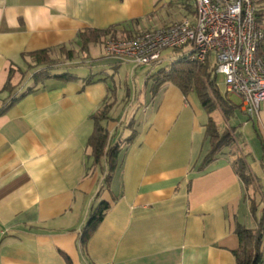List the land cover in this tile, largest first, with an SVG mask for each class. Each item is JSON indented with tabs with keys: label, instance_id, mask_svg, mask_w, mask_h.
I'll return each instance as SVG.
<instances>
[{
	"label": "crops",
	"instance_id": "0c3cea01",
	"mask_svg": "<svg viewBox=\"0 0 264 264\" xmlns=\"http://www.w3.org/2000/svg\"><path fill=\"white\" fill-rule=\"evenodd\" d=\"M183 12L181 0H0V110L47 69L33 52L59 60L52 75L78 77L45 79L0 114V264H237V226L256 227L264 215L261 164L249 163L258 192L247 190L233 156L201 168L208 115L195 92L173 83L155 92L156 64L134 93L110 81L113 69L139 67L108 52L111 41L180 21ZM92 29L102 35L84 50L79 34ZM105 104L101 124L114 142L131 135V120L138 132L108 185L107 160L95 164L88 144L92 115ZM255 120L264 124V106ZM101 201L111 206L82 249Z\"/></svg>",
	"mask_w": 264,
	"mask_h": 264
},
{
	"label": "built area",
	"instance_id": "2783aa9c",
	"mask_svg": "<svg viewBox=\"0 0 264 264\" xmlns=\"http://www.w3.org/2000/svg\"><path fill=\"white\" fill-rule=\"evenodd\" d=\"M194 12L180 21L111 41L114 52L136 65L160 64L165 50H184L190 60L210 59L226 93L240 98L241 110L258 119L264 103V16L256 0H193Z\"/></svg>",
	"mask_w": 264,
	"mask_h": 264
},
{
	"label": "trees",
	"instance_id": "16d2710c",
	"mask_svg": "<svg viewBox=\"0 0 264 264\" xmlns=\"http://www.w3.org/2000/svg\"><path fill=\"white\" fill-rule=\"evenodd\" d=\"M186 0H181L183 8ZM260 4L259 16H264V0H256ZM194 12V11H193ZM192 12V13H193ZM102 30L92 29L86 30L79 34L83 49L87 50L90 43L97 42L101 35ZM66 59H73L75 54L73 51L66 52ZM31 56L34 58L36 65L48 66L47 69H42L33 75V79L36 85L48 78H54L63 82L75 81L77 76L70 73H64L60 75H52L49 69L59 60H53L50 57L49 50H40L33 52ZM60 63V62H59ZM12 71L10 76H12ZM154 78V90L155 92L161 88L165 83H173L177 85L184 95H189L191 92H195L203 109L208 115V122L206 124V139L209 142V149L203 157L201 168L206 167L220 155H223L224 149L235 145L238 140L232 131H226L220 133L217 127V123L213 117V113L216 110H220L225 119H229L235 114L238 107L232 103V101L224 96L217 83V77L213 74L210 59L205 63H200L196 60H190L189 56H182L175 63L169 67L160 68L155 74ZM92 79H87V82H91ZM35 85V86H36ZM34 86V87H35ZM34 87H29L19 97L13 98L8 105H5L0 114L5 113L7 109L18 99L24 95L34 91ZM5 89L13 92V87L9 80L5 85ZM111 104H105V106L92 115L94 120V131L89 138L88 144L92 149V157L95 164H100L101 160L105 158L107 160V173L106 184H110L113 175L116 172L120 163V154L125 147L130 146L137 137V130L135 123L131 120L129 127L132 129L131 135L122 141H113L106 128L101 124L102 120L108 117ZM250 118V117H249ZM251 119V118H250ZM252 120V119H251ZM240 127V126H239ZM238 126L231 127L235 132L239 129ZM261 146L264 150V144L261 142ZM261 167L264 170V159L260 160ZM233 167L245 184L248 191L258 192L260 189V182L257 176L253 173L251 166L245 156L235 157L233 160ZM111 203L107 201H101L90 213L89 219L83 227L80 237V245L82 249H86L89 239L95 232L101 221L103 220L107 210L110 208ZM251 209L253 214L257 210V202L254 198L251 199ZM236 233L239 237V247L235 250V256L237 264H264V215L259 219L256 227L248 228L243 225H239L236 228Z\"/></svg>",
	"mask_w": 264,
	"mask_h": 264
},
{
	"label": "rangeland",
	"instance_id": "374dc122",
	"mask_svg": "<svg viewBox=\"0 0 264 264\" xmlns=\"http://www.w3.org/2000/svg\"><path fill=\"white\" fill-rule=\"evenodd\" d=\"M264 4V3H263ZM184 5H187L186 8H183L184 16L187 17L194 11V1L186 0ZM183 7V6H182ZM81 53V52H80ZM82 54V53H81ZM185 56L184 50L173 51L171 49L165 50L162 55V61L160 64H156L154 70L159 69L160 67H169L175 63L179 58ZM129 70L125 71L123 68L119 67L113 69V72H116L118 76H115L114 79L110 78L111 83L116 87H130L131 91L134 93L135 90H139V87L143 86L141 84V79L139 78L140 74L143 71L147 72L152 65H143L139 66L135 72V69L131 65ZM154 67V66H153ZM147 70V71H146ZM120 72V73H117ZM217 83L219 86L220 92L227 96L233 104H235L238 109L235 114L227 121L220 110H216L213 113V117L217 123L219 132L222 134L226 131H232L233 134L237 137L238 142L230 147L224 149V154L239 157V156H248V161L251 164L254 170L260 169V160L264 159V152L261 150V140L264 142V124L256 122V120H251L248 115H246L240 108V98L233 94L226 93V86L224 83V78L222 75L217 76ZM264 106V103L263 105ZM240 126L237 131H233L231 127ZM240 130V131H239ZM247 159V158H246Z\"/></svg>",
	"mask_w": 264,
	"mask_h": 264
}]
</instances>
